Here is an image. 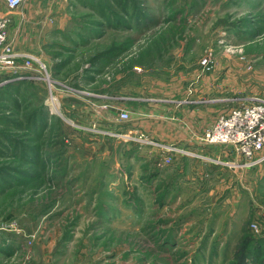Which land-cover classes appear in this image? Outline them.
I'll use <instances>...</instances> for the list:
<instances>
[{
  "label": "rangeland",
  "instance_id": "1",
  "mask_svg": "<svg viewBox=\"0 0 264 264\" xmlns=\"http://www.w3.org/2000/svg\"><path fill=\"white\" fill-rule=\"evenodd\" d=\"M0 19L14 51L46 62L60 102L52 115L28 69L0 73V264H264V164L204 141L264 103V0H25L14 12L0 0ZM154 116L229 155L133 128L169 132ZM149 142L195 156L170 175L177 160L161 165ZM171 194L183 198L161 207Z\"/></svg>",
  "mask_w": 264,
  "mask_h": 264
},
{
  "label": "built area",
  "instance_id": "2",
  "mask_svg": "<svg viewBox=\"0 0 264 264\" xmlns=\"http://www.w3.org/2000/svg\"><path fill=\"white\" fill-rule=\"evenodd\" d=\"M7 9L11 12L18 10L23 6L25 0H4ZM9 20L0 19V73L17 74L20 69L25 68L37 75L48 83L50 98L48 100V109L53 115L60 113V102L54 95L53 77L46 62L32 54H19L14 51L12 45L7 39L6 28ZM20 60V61H19ZM128 118L127 113L120 115L121 120ZM120 140L131 139L129 135L120 136ZM143 136L141 135L140 140ZM207 144L223 145L233 147L236 154L242 157L244 161L239 163L242 167L248 169L256 168L264 164V103H258L257 106H245L244 108L234 109L226 117H222L216 125L210 129L204 140ZM154 144L160 149L161 165L165 166L174 162L177 157L182 155L195 156L191 153L178 149L173 145ZM232 150V149H231ZM257 228V227H256Z\"/></svg>",
  "mask_w": 264,
  "mask_h": 264
},
{
  "label": "crops",
  "instance_id": "3",
  "mask_svg": "<svg viewBox=\"0 0 264 264\" xmlns=\"http://www.w3.org/2000/svg\"><path fill=\"white\" fill-rule=\"evenodd\" d=\"M46 10H45V13L47 14V13H51V12H55V11H57V8H55V9H51V6H48V7H46L45 8ZM64 9H66V8H64ZM63 8H61V11H59L60 13H65V12H67L66 10H64ZM53 10V11H52ZM63 10V11H62ZM43 23H45L44 25L46 26V24H48V22L47 21H43ZM39 24V23H38ZM53 25H55L54 26V28L56 29V30H64V26H65V23H61L60 21L59 22H57V23H55V24H53ZM39 26H42V25H40L39 24ZM33 30V29H32ZM36 37H35V35H34V33H33V35H31V41L33 42V39H35ZM26 40H27V42L28 41H30V35H26ZM30 53V52H29ZM60 62V61H59ZM58 62V63H59ZM48 64H49V62H48ZM50 67H51V69H52V66L51 65H49ZM57 67L56 68H58V65H56ZM53 75H55L54 73H53ZM155 101V100H154ZM158 102H170V101H165V100H161V101H158ZM172 103V102H171ZM176 114V113H175ZM177 115V114H176ZM164 116V115H163ZM163 116H154L152 119L156 122V123H158L159 125H162V121H167V123L168 124H170L171 125V129H170V131L169 132H162V131H156V130H154V129H151L150 127H152L151 125H149V123H148V121H145V120H143V121H138L137 122V127H133V128H135V129H139L140 131H145L146 133H148V134H153V135H155L156 137H158V138H160V139H162V135L164 134V136L166 137V138H168L169 136L170 137H173V138H168L169 139V141H172L173 142V144H175V143H179V142H183L184 141V143L186 144V145H188L190 148H192V149H195V148H197V149H200V152H197L198 153V155H201V156H204V157H206V158H210V157H212V159H215V158H217V157H221V156H223V154H225L226 156H228L229 154H228V151H229V149H228V151H227V149H226V151H225V149L223 150L221 147H219V146H205V145H203V144H201L198 140H196L195 139V135H194V133L190 136L188 133H186L187 134V137H185L184 138V136H180V137H178V135H177V133H175L174 134V131L172 130V128L175 126H177L178 125V123H174V120L171 118L170 120H165V117H163ZM178 116V115H177ZM177 116H176V118H177ZM158 118H159V121H158ZM164 118V119H163ZM154 122V123H155ZM175 122H177V121H175ZM144 128V129H143ZM130 133V132H129ZM175 135V136H174ZM209 156V157H208ZM178 158L179 157H177L176 158V160L177 161H175L174 163H173V165L171 166V167H169L168 169H169V172H170V175L172 174V170H174V169H180V171L179 172H183L182 171V168H179V162H181L182 160H178ZM184 159V158H183ZM205 159V158H204ZM203 163V164H202ZM202 163H201V167H197V169H198V174H197V176L199 177V178H201V176H203L204 175V166H209V165H205V164H210V162H207V161H205V160H202ZM193 168V170H194V167H192ZM200 171L202 172L201 174H200ZM163 172H165V171H163ZM162 171H160V178H162V173H163ZM185 173V172H184ZM194 173V172H193ZM196 174V173H195ZM163 175H165V174H163ZM184 176V175H183ZM194 179V178H193ZM180 181V180H179ZM186 184V183H185ZM184 189H185V187H184ZM181 198H183V195L182 194H176V195H173L172 196V194H171V197L169 198V199H165L164 200V202H163V204H161V207H166V208H169V207H171L172 208V206H174V205H177V201H175V200H180ZM180 202V201H179ZM187 207V206H186ZM185 207V208H186ZM180 214L182 213V211L181 212H179Z\"/></svg>",
  "mask_w": 264,
  "mask_h": 264
},
{
  "label": "trees",
  "instance_id": "4",
  "mask_svg": "<svg viewBox=\"0 0 264 264\" xmlns=\"http://www.w3.org/2000/svg\"><path fill=\"white\" fill-rule=\"evenodd\" d=\"M101 13H103V11H101ZM103 15H105V14H103ZM102 17H103V18H106V16H102ZM106 19H107V18H106ZM108 22H109V23H108ZM108 22L106 21L105 23L108 24V25H110V26L113 28L114 25H115V24H113V23H115V22H113L112 20H110V21H108ZM105 23H104V22L101 23L100 26H102V25L105 24ZM115 28H117V27H115Z\"/></svg>",
  "mask_w": 264,
  "mask_h": 264
}]
</instances>
